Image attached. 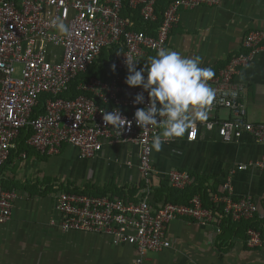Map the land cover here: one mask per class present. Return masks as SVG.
<instances>
[{"label": "built area", "instance_id": "obj_1", "mask_svg": "<svg viewBox=\"0 0 264 264\" xmlns=\"http://www.w3.org/2000/svg\"><path fill=\"white\" fill-rule=\"evenodd\" d=\"M127 1L131 10L139 11L142 24L159 21L156 0ZM225 1L235 0H173L164 9L159 25L139 29L131 18L123 17L122 0H0V169L16 149L22 130L30 131L27 146L50 157L65 147L75 149L81 160L94 159L105 146L126 145L137 151V161H127L126 166L135 168L143 178L141 197L123 200L57 187L53 206L58 221L52 224L61 233L104 235L114 246L133 248V264H145L149 254L171 247L167 231L172 221L185 219L220 233L224 218L239 222L257 216L255 200L249 195L236 196L230 182L222 185L221 193L211 195L221 212L203 207L199 196L189 205L153 202L151 142L161 129L137 126L134 113L146 106L148 94L143 93L145 104L134 106V97L143 90L125 83L126 56L139 62L138 70L143 68L149 57L166 48L182 12L216 8ZM59 19L70 25V33H57L54 21ZM102 52L107 54V61L111 58L106 72L117 75L80 80L75 86L78 94H70L72 83L99 60ZM263 52L264 29L245 33L239 50L208 81L215 96L206 107V119L197 121L196 129L183 136L184 141L195 142L204 132L224 144L247 136L264 145V123L247 119L242 102L244 88L237 82L238 74ZM40 104L42 113L35 115ZM114 109L130 122L124 129L105 125L104 112ZM220 112H226V116L221 117ZM255 165L264 173V155ZM165 176L174 189L194 184L187 171L171 170ZM19 199L18 191L0 188V225L11 221ZM244 244L264 252V233L247 228Z\"/></svg>", "mask_w": 264, "mask_h": 264}, {"label": "crops", "instance_id": "obj_2", "mask_svg": "<svg viewBox=\"0 0 264 264\" xmlns=\"http://www.w3.org/2000/svg\"><path fill=\"white\" fill-rule=\"evenodd\" d=\"M261 29H264V0L225 1L216 8L198 7L182 12L168 37L166 49L179 51L188 57L199 56L201 67L211 68L214 72L239 50L245 33ZM237 82L244 88L242 102L247 119L253 123H264V52L238 74ZM219 115L225 117L226 112ZM34 152L40 154L36 150ZM59 154L78 156L71 147L63 148ZM136 154V149L130 146H105L94 159L88 160V166L95 167L97 178L102 170L108 171L102 185H60L70 186L76 192L86 188L118 190L122 187L125 194L136 192L134 198L138 199L144 186L143 178L135 168L126 166L127 161H137ZM263 155L264 145L247 136L230 144L213 140L204 132H200L195 142L188 143L183 137L176 139L169 145H163L161 151H153L152 200L158 203L157 192L164 181L170 187L165 173L187 171L193 178L204 181L205 186L216 188V193H221L222 185L230 182L236 196H251L258 205V220L264 224V173L255 165ZM46 157L39 160L34 154L19 152L16 147L10 153L9 163L0 170V188L14 189L20 194L11 221L0 227L15 225L20 229V225L25 224L29 232L28 264H133L135 250L114 246L104 235L61 233L52 224V221H58L54 197L47 201L43 195L32 203L26 200L29 190L23 181L29 174L37 175L40 169H47L45 164L55 156ZM17 158L25 160L18 164ZM239 166L246 168L239 170ZM47 173L51 174L50 169L46 170ZM46 182L50 186L52 179L48 178ZM15 183L21 186L14 187ZM167 234L171 247L159 254H149L145 264H218L214 263L216 256L219 260L225 256L236 257L230 264H264V255L259 250L245 246L244 233L220 235L212 227L178 219L170 223ZM209 234L212 237L210 244Z\"/></svg>", "mask_w": 264, "mask_h": 264}, {"label": "clouds", "instance_id": "obj_3", "mask_svg": "<svg viewBox=\"0 0 264 264\" xmlns=\"http://www.w3.org/2000/svg\"><path fill=\"white\" fill-rule=\"evenodd\" d=\"M54 25L57 33H70V25L63 19L55 20ZM138 63L126 56L125 83L129 88L143 90L134 97V106L145 104L143 93L148 94L146 106L137 108L134 118L143 130L150 126L161 129L151 142L152 150L159 152L165 142L182 138L189 130L196 129L197 121L206 119V107L215 96L208 83L214 72L201 67L199 56L188 57L166 48H160L139 70ZM112 68L115 70V65ZM103 121L118 129L130 124L119 109L104 112Z\"/></svg>", "mask_w": 264, "mask_h": 264}, {"label": "trees", "instance_id": "obj_4", "mask_svg": "<svg viewBox=\"0 0 264 264\" xmlns=\"http://www.w3.org/2000/svg\"><path fill=\"white\" fill-rule=\"evenodd\" d=\"M172 1L173 0H156L155 11H156V14L158 16L159 21H157L156 23L151 24V25L148 23L142 24L140 17H139V11L138 10L137 11L131 10L128 6L127 0H122V3H123L122 15H123V17L131 18V20L134 22L135 26L139 29H144L145 27L154 28V26H157L160 24L161 15H162L164 9ZM107 58H108L107 54L105 52H102L99 60L96 63H94L93 65H91L83 76H81L80 78H77V80H75L72 83V90H71L70 94H72L73 96L78 94V92L75 90V86L78 84V82L80 80H86L90 77H104L106 79H110L113 75H117L115 72H110V73L106 72L108 63L111 60V58H110V60L107 61ZM63 96L68 97L69 94H64ZM41 113H42V108H41V104H40L39 108H37L35 110L34 114L38 115ZM29 136H30L29 130H22L21 131V134L18 138L17 150L19 152L24 151L28 155L34 154L39 160L47 159V157L45 155H40L38 153H35L33 148L26 145L25 142ZM9 161H10V157H9L8 161L5 163V165L8 164ZM204 183H205L204 181L195 177L193 185H191L190 187H187L183 190H178V189L168 187L167 181H164L161 184L159 191L157 192L156 202L165 201L167 203H172V204H176V205H189L190 201L195 196H199L201 201H202L203 207L211 210L213 213L214 212H221V209H220L221 207L220 206L217 207L212 202V198H211V195L213 193L217 192L216 188H210L208 186H205ZM19 186H21V184H18V183L14 184V187H19ZM69 187L70 186L59 185L58 188L64 189V190H69L70 189ZM82 193H88V194H94V195H110V196H116V197L121 198L123 200L128 199V200L136 201V199L134 198L135 197L134 195L136 192H132V191L130 193H127V194L124 193L123 194V191L121 192V190H117V189H112V190L109 189L108 190V189L104 188V189L94 190V189L86 188L84 191L82 190ZM162 197H164V199ZM247 228H252L254 230L260 231L261 233H264L263 222H260L258 220V216H255V218L253 220L239 221V222H232L230 219L224 218L220 223V235H223L225 233H230V234L242 233L243 234ZM242 237H244V236H242Z\"/></svg>", "mask_w": 264, "mask_h": 264}, {"label": "rangeland", "instance_id": "obj_5", "mask_svg": "<svg viewBox=\"0 0 264 264\" xmlns=\"http://www.w3.org/2000/svg\"><path fill=\"white\" fill-rule=\"evenodd\" d=\"M208 114L212 115V113ZM24 160L25 158L21 160L17 158L16 163L19 164ZM88 164V160H81L77 155L71 157L70 155L66 156L59 154L58 156L56 155L55 157H51L49 162L45 164L47 169H50L51 174H46L47 169L43 168L39 170L37 175L34 174L32 176V174H29L25 177V181L23 182L26 185V189L29 190V197L26 200H31L30 202L32 203L36 199L43 198L42 196L44 195L46 196L45 199L50 201L55 196L57 187L61 183H70L74 186L76 185V187H84V185H102L103 181L108 176V171L106 169L102 170L100 176L97 178L95 174V167L92 165L88 166ZM48 178L52 179L50 186L46 184V179ZM121 188L118 190H121L122 192L123 188ZM124 193L125 192L123 191V194ZM198 225L204 226L201 224ZM28 235L29 232L26 230L25 224L22 227L20 225V229L15 225L0 227V264H28ZM208 238L210 244L212 238L210 234L208 235ZM259 252L264 255V252ZM235 258L236 257L225 256L223 259L219 260L218 256H216V261L214 263L230 264L235 262L231 261Z\"/></svg>", "mask_w": 264, "mask_h": 264}]
</instances>
